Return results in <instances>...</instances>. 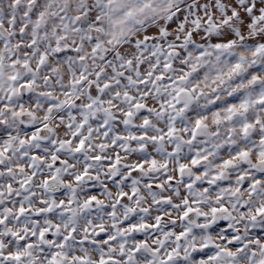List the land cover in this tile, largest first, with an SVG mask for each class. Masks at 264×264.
Here are the masks:
<instances>
[{
  "label": "snow or ice",
  "instance_id": "1",
  "mask_svg": "<svg viewBox=\"0 0 264 264\" xmlns=\"http://www.w3.org/2000/svg\"><path fill=\"white\" fill-rule=\"evenodd\" d=\"M0 264H264V0H0Z\"/></svg>",
  "mask_w": 264,
  "mask_h": 264
}]
</instances>
